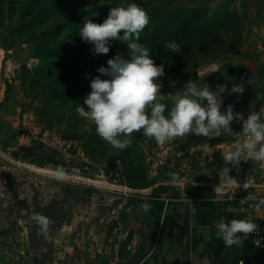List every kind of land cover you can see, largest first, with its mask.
<instances>
[{"label": "rangeland", "instance_id": "1", "mask_svg": "<svg viewBox=\"0 0 264 264\" xmlns=\"http://www.w3.org/2000/svg\"><path fill=\"white\" fill-rule=\"evenodd\" d=\"M129 2L0 0V223L26 264H124L141 233L163 215L156 202L165 208L166 201H176L171 190L180 184L165 181L169 173L185 172L192 147L199 140L242 138V121L234 120L231 134H189L161 147L141 131L116 150L79 116L96 69L127 51L113 41L108 54L94 56L79 27L89 19L102 24L111 7ZM134 2L149 16L139 42L157 65L164 64L159 83L165 115L171 95L188 81L213 89L227 85L225 111L232 105L246 118L264 108L263 21L250 18L242 2ZM168 41L179 45V54L165 52ZM234 84L244 92L232 94ZM250 168L248 189L258 197L255 191L264 187L254 184H264V162L250 161ZM145 201L152 205L147 213ZM37 214L48 219L47 233L32 219Z\"/></svg>", "mask_w": 264, "mask_h": 264}, {"label": "clouds", "instance_id": "2", "mask_svg": "<svg viewBox=\"0 0 264 264\" xmlns=\"http://www.w3.org/2000/svg\"><path fill=\"white\" fill-rule=\"evenodd\" d=\"M148 23L146 10L133 0L126 6L111 7L102 24L89 19L79 27L77 34L82 42L91 45L92 55L108 54L113 41L126 45L127 51L118 52L107 61V66L96 69L99 74L90 80L91 92L84 97L87 109L79 105L78 114L92 122L96 134L116 150L126 149L129 146L127 137L141 131L144 137L153 139L162 147L174 138L189 134L199 137H207L213 132L231 134V123L242 121L241 140L232 150L221 155L224 166L219 170V183L213 189L216 199L221 200L226 190L241 189L237 178L230 175L233 168L238 170L242 161L264 162V108L249 112L246 118L234 112L232 105H228L225 111L223 94L228 91L227 85L213 89L209 85L201 87L196 81H188L182 91L171 95L172 105L165 115L166 105L160 102L159 83L165 74L164 64L157 65L148 48L139 42ZM163 48L167 53H180L175 41L165 42ZM198 75L200 77L199 72ZM243 92V85L231 87L232 94ZM57 178H63L62 171L57 172ZM165 183L170 186L180 184L179 173H169ZM252 186L253 181L247 180L242 189L247 191ZM256 200L257 197L250 193L239 203L243 206ZM141 207L147 213L152 205L145 201ZM255 207H264V198H259ZM32 219L42 226L43 233H47L49 222L46 217L37 214ZM216 229L217 238L226 247H232L244 244L260 228L252 216H248L228 222L221 220ZM254 243L259 246L261 239Z\"/></svg>", "mask_w": 264, "mask_h": 264}, {"label": "crops", "instance_id": "3", "mask_svg": "<svg viewBox=\"0 0 264 264\" xmlns=\"http://www.w3.org/2000/svg\"><path fill=\"white\" fill-rule=\"evenodd\" d=\"M237 1L244 4L250 18L261 19L264 27V0ZM239 140L241 139L227 137L199 140L200 144H197V148L192 147L195 155L190 161L186 159L185 172L179 174L183 181L179 188L171 190L173 197L177 199L173 203L166 201L163 210L162 217H168L173 226L172 235L162 234L161 229L156 227L154 222L147 233L145 231L141 233L139 244L132 250L124 264H212L211 258L214 256L207 251L205 243L216 238V224L221 220L226 222L225 210L239 215L248 214L252 218L264 221V207L260 209L255 207L258 199L264 198V188L255 191L258 196L256 201H249L243 206L239 203L248 194H252V190L249 189L247 193H240L244 192L243 184L254 175L250 161H242L238 170L233 168L230 173L237 178L241 189L226 190L227 195L221 200H217L213 192L214 187L219 183V170L224 166L221 155L232 150ZM201 143L204 145L202 146ZM199 147H206L207 152L199 151ZM188 166L191 168L190 171ZM198 166L204 168L199 169ZM255 185L264 187V184ZM12 238L6 224L1 222L0 264H26V260L12 244ZM195 238H201L203 242L193 246ZM220 258L222 264H257L262 261L257 248L247 241L240 246L227 247Z\"/></svg>", "mask_w": 264, "mask_h": 264}, {"label": "trees", "instance_id": "4", "mask_svg": "<svg viewBox=\"0 0 264 264\" xmlns=\"http://www.w3.org/2000/svg\"><path fill=\"white\" fill-rule=\"evenodd\" d=\"M157 206L159 207V209L163 210L164 209V203L162 202H156ZM225 217H226V222L231 221L232 219H245L246 217H248V214H243V215H239V214H235V213H230L229 211L225 210ZM163 217L160 216L158 217L157 221H155L156 227L161 229V233H165L167 236H171L173 233V226L170 224V220L168 217ZM198 242H203V240L201 238H195L193 239V246L198 243ZM206 244V249L208 252H210V254H212L214 257L211 258L212 260V264H222L221 261V254L225 251V249L227 248L223 241L221 239H218L217 236L214 240H212L211 242L205 243ZM257 252L260 254V256L262 257L261 260L264 261V251L263 250H259L257 249ZM260 261V262H262ZM264 263V262H263Z\"/></svg>", "mask_w": 264, "mask_h": 264}, {"label": "built area", "instance_id": "5", "mask_svg": "<svg viewBox=\"0 0 264 264\" xmlns=\"http://www.w3.org/2000/svg\"><path fill=\"white\" fill-rule=\"evenodd\" d=\"M253 222L258 224L260 229L257 233L250 235L248 237V240L246 241L250 242L253 247L264 251V221L257 218H253ZM260 239H261V244L258 246L256 243H254V241H258ZM257 264H264V263L259 262Z\"/></svg>", "mask_w": 264, "mask_h": 264}]
</instances>
